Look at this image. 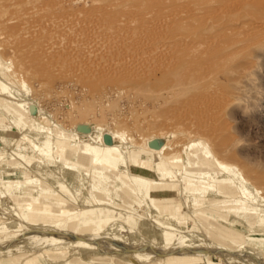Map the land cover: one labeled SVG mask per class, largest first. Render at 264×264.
<instances>
[{
	"label": "rangeland",
	"instance_id": "374dc122",
	"mask_svg": "<svg viewBox=\"0 0 264 264\" xmlns=\"http://www.w3.org/2000/svg\"><path fill=\"white\" fill-rule=\"evenodd\" d=\"M222 1L0 0V264H264V0Z\"/></svg>",
	"mask_w": 264,
	"mask_h": 264
},
{
	"label": "bare ground",
	"instance_id": "6f19581e",
	"mask_svg": "<svg viewBox=\"0 0 264 264\" xmlns=\"http://www.w3.org/2000/svg\"><path fill=\"white\" fill-rule=\"evenodd\" d=\"M238 1H241V0H238ZM223 2H225V0H223L222 1V3ZM257 2V1H256ZM226 4H228L229 3V5H231V3H230V1L227 3V1L225 2ZM262 3V2H261ZM235 4V3H234ZM233 4V5H234ZM254 4V3H253ZM256 4H259V2L258 3H256ZM223 5H225V4H223ZM244 5H245V3H244ZM243 5V6H244ZM235 6V5H234ZM241 6V5H240ZM259 7H262L261 5L259 6ZM228 9V8H227ZM237 9V8H236ZM222 11H223V9H221ZM226 10V9H225ZM231 10H234V9H231ZM226 11H228V10H226ZM232 12H230V14H231ZM234 13V12H233ZM244 13V12H243ZM243 13H241V14H243ZM248 13H250V12H248ZM247 13V14H248ZM262 13V12H261ZM263 13H264V11H263ZM226 14H229V13H226ZM225 14V15H226ZM240 14V15H241ZM252 15V12H251V14H250V16ZM223 16V15H222ZM252 17V16H251ZM250 17V18H251ZM253 17H255V20H254V22L256 21V16L253 14ZM249 18V17H248ZM249 18V19H250ZM260 18V17H259ZM254 19V18H253ZM257 19H258V15H257ZM264 18L262 17V20H263ZM262 20L260 19V22L262 23ZM223 22V21H222ZM252 23H253V21H251ZM257 22V21H256ZM260 22H258L259 24H260ZM248 23L251 25L252 23H250V21H248ZM240 24H241V22H240ZM263 24H264V22H263ZM242 25V24H241ZM244 25V24H243ZM246 25V24H245ZM249 25V26H250ZM253 25V24H252ZM251 25V26H252ZM255 25H257V23H255ZM260 25H262V24H260ZM260 25H257V27L258 26H260ZM240 26V25H239ZM248 26V27H249ZM237 27V26H236ZM236 27H234V28H236ZM256 27V26H255ZM256 27V29L258 30L259 29V31H260V28H257ZM245 28V27H244ZM243 28V29H244ZM247 28V27H246ZM254 27H252V30L254 31L255 30V32H256V29H253ZM229 29V27L227 28V30ZM230 29H232V28H230ZM242 29V30H243ZM227 30H224V31H227ZM242 30H238L239 31V35H242V34H240V31H242ZM247 30V29H246ZM249 30V29H248ZM251 30V31H252ZM251 31L249 32H247L248 33V35H249V33H251ZM234 32V31H233ZM261 33H260V35H258V37L259 36H261V35H263L264 34V31L262 30V31H260ZM227 33H228V31H227ZM232 35H233V33H231ZM231 34L229 35V36H231ZM221 35V34H220ZM225 35V34H224ZM244 35V34H243ZM242 35V36H243ZM247 35V36H248ZM253 35V34H252ZM233 36H236V35H233ZM241 36V37H242ZM250 36V35H249ZM257 37V38H258ZM233 38V37H232ZM236 38V37H235ZM238 38V37H237ZM249 38V37H248ZM253 39H255V37H253ZM226 40H229L228 38H226ZM231 40H233V39H230V41ZM223 41H224V38H223ZM232 43H237V42H235V40H234V42L233 41H231ZM250 42V41H249ZM249 42H247V44H249ZM232 43H231V45H232ZM251 43V42H250ZM225 44V43H224ZM258 44V43H257ZM260 44V43H259ZM224 46V45H223ZM248 46V45H247ZM224 47H226V45L224 46ZM223 47V48H224ZM242 48V47H241ZM241 48H239V49H241ZM244 48V47H243ZM242 48V49H243ZM247 49H249L248 47H246ZM245 48V49H246ZM225 49V48H224ZM244 49V50H245ZM243 50V51H244ZM239 51V53L241 52V50H238ZM236 53H237V51H236ZM179 54V53H178ZM241 54V53H240ZM182 56V55H181ZM189 56V55H188ZM191 56V55H190ZM189 56V57H190ZM226 56V55H225ZM232 56H233V54H232ZM177 57V56H176ZM179 57H180V55H179ZM189 57H187V58H185V60H190L191 58H189ZM261 58V57H260ZM263 58V57H262ZM182 59V58H181ZM184 59V58H183ZM182 59V60H183ZM259 59V58H258ZM176 60H178V59H176ZM0 108H2L3 110H5V111H10V114H9V116H10V118H12V120H14V121H16L17 122V119H16V114H14V112H16L17 114H21V112H20V110H17L16 108H13V107H9V106H6V105H1L0 104ZM34 107H32V106H30L29 105V107H28V111H29V113H31L32 112V110H34L33 109ZM37 112V111H36ZM32 115H33V113H31ZM31 116V115H30ZM37 116H39V115H37ZM40 117V116H39ZM0 120H1V117H0ZM43 122L44 123H46V121H45V119L43 120ZM95 122V121H94ZM89 124V123H88ZM88 124H86V123H79L78 125H76L77 127H76V133H75V136H74V138H73V141H71L70 140V142H71V144H69L70 146H72L73 148H75L76 149V159L77 160H79V161H85V160H92V159H97L98 160V162L99 163H103V164H106V163H108V161L110 160V156H108V154H107V152L110 150L109 149V147L108 146H106V145H104L103 144V141H102V138H103V135L105 134V132L104 133H102L101 134V136H100V138H99V140H100V148H97V150L94 152V151H92V149H91V147L88 145V144H85V143H83V138H84V135H85V133L87 134L88 132H89V127H88ZM85 128V130L87 131V132H84V131H82V129H84ZM87 136V135H86ZM88 140V139H87ZM77 141V142H76ZM87 142V141H86ZM142 144V143H141ZM140 146V145H139ZM72 147H70V148H72ZM142 149H143V151L144 152H146V154L148 155V156H150V157H148V159L146 160V164L147 165H150V164H152L155 168H156V170L158 171V174H160V175H162V164H161V160L163 159V156L161 155V145L158 143V140L154 137V136H152V137H150L149 136V138L147 137V139H144V143L142 144V147H141ZM133 153V152H132ZM164 155V154H163ZM131 156L132 157H134V155L133 154H131ZM135 158V157H134ZM164 161V160H163ZM157 173V172H156ZM171 184V183H170ZM171 186H173V185H165V186H163V188H167L168 190L170 189V187ZM148 189L151 191L152 190V192L156 189V187L153 185V183H149V186H148ZM149 190H147L148 192H150ZM164 193H166V192H164ZM172 201H170V200H165V201H163V202H155V201H153V200H151V199H148L147 197H146V206L147 207H149V208H153V209H155V211H157V213H161L162 212V210H161V208H162V205H165V204H170ZM178 206V205H177ZM173 207V206H172ZM179 207V206H178ZM181 207V206H180ZM148 209V208H147ZM176 210V213L175 214H178L179 213V209H175ZM180 215V214H179ZM181 217V216H180ZM205 251V250H204ZM169 252V251H168ZM171 253V252H170ZM44 254H46V255H54V254H56L55 252H44ZM171 254H173V253H171ZM185 254V253H184ZM202 254V253H201ZM161 255H167V253L166 252H161ZM173 255H175V254H173ZM90 257V258H97L98 257V254H94V253H90V252H83V253H81V258L80 259H84V257ZM225 259V258H224ZM166 261H169V259H166ZM29 262L30 261H27V264H29ZM227 262V261H226Z\"/></svg>",
	"mask_w": 264,
	"mask_h": 264
}]
</instances>
